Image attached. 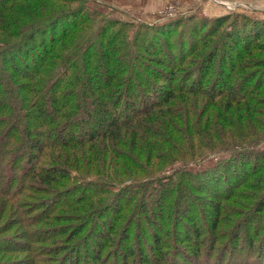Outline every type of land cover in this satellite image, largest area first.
I'll use <instances>...</instances> for the list:
<instances>
[{
  "label": "trees",
  "instance_id": "16d2710c",
  "mask_svg": "<svg viewBox=\"0 0 264 264\" xmlns=\"http://www.w3.org/2000/svg\"><path fill=\"white\" fill-rule=\"evenodd\" d=\"M87 1L0 0V264H264V19Z\"/></svg>",
  "mask_w": 264,
  "mask_h": 264
},
{
  "label": "rangeland",
  "instance_id": "374dc122",
  "mask_svg": "<svg viewBox=\"0 0 264 264\" xmlns=\"http://www.w3.org/2000/svg\"><path fill=\"white\" fill-rule=\"evenodd\" d=\"M138 1L139 0H90L86 2V5L97 10L105 17L116 19L117 21H127L131 24H160L180 18L182 17L181 15L187 13L190 16H194V18H197L198 16L211 18L229 12L240 13L242 14V18L244 21H246V23L249 22L251 18L264 19V12H261L262 9H264V0H242L240 2L237 1L235 4L232 0H230L232 1V5L229 3H224L228 0H150V10L145 9V4L140 5ZM183 3L192 5V8L188 9L187 12L184 10H179V7H181ZM227 20L228 18L223 21V25ZM181 30L185 31V27L182 26ZM198 32L200 34L202 30ZM262 36H264V33ZM259 72L264 73V69H260ZM259 74L260 78H264V74ZM207 77L209 78L210 75H207ZM262 140L263 139H261V142H259L258 145L262 143ZM215 158L214 156L209 155L204 160L196 163H188L187 166L192 170H195L197 168L203 167L204 165L212 163ZM177 164H173L170 167H173ZM170 167H166L165 169ZM13 222V215H9L6 211L4 212L0 208V237L2 238L0 243L13 244V242L7 240L8 237L13 236L12 230L10 229V226ZM16 248L17 247H9L7 249L8 251L5 250L3 253H0V262L12 259H14L12 261H19L23 259L25 256L24 252ZM2 250H4V248ZM239 258H241V256ZM61 264L68 263L64 262ZM184 264H190V262H184Z\"/></svg>",
  "mask_w": 264,
  "mask_h": 264
},
{
  "label": "crops",
  "instance_id": "0c3cea01",
  "mask_svg": "<svg viewBox=\"0 0 264 264\" xmlns=\"http://www.w3.org/2000/svg\"><path fill=\"white\" fill-rule=\"evenodd\" d=\"M230 0H228L227 2H224V3H229L230 5H232L231 3H232V1L234 2V4L235 3H237V1H242V0H232V1H230ZM243 1H252V0H243ZM153 2V1H152ZM138 3L140 4V5H143V4H145V9H148V10H150L151 9V5H150V0H139L138 1ZM192 8V5H190V4H188V3H183L182 5H181V7H179V10H184L185 12H187V10L188 9H191ZM217 8V7H216ZM220 8V7H219ZM220 9H222V8H220ZM213 10V9H212ZM218 10V9H217ZM180 11V12H181ZM262 13L264 12V9H262V11H261ZM183 13V12H182Z\"/></svg>",
  "mask_w": 264,
  "mask_h": 264
}]
</instances>
